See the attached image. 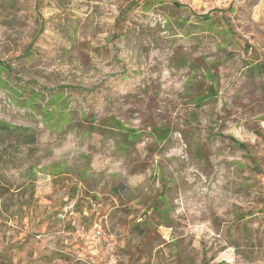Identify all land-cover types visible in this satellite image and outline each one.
<instances>
[{"label": "rangeland", "instance_id": "obj_1", "mask_svg": "<svg viewBox=\"0 0 264 264\" xmlns=\"http://www.w3.org/2000/svg\"><path fill=\"white\" fill-rule=\"evenodd\" d=\"M0 121V264H264V0H0Z\"/></svg>", "mask_w": 264, "mask_h": 264}, {"label": "trees", "instance_id": "obj_2", "mask_svg": "<svg viewBox=\"0 0 264 264\" xmlns=\"http://www.w3.org/2000/svg\"><path fill=\"white\" fill-rule=\"evenodd\" d=\"M0 136L12 138L19 145H29L35 142L36 136L27 127L11 125L0 121ZM241 144V143H240ZM242 145V144H241Z\"/></svg>", "mask_w": 264, "mask_h": 264}, {"label": "built area", "instance_id": "obj_3", "mask_svg": "<svg viewBox=\"0 0 264 264\" xmlns=\"http://www.w3.org/2000/svg\"><path fill=\"white\" fill-rule=\"evenodd\" d=\"M95 235L98 238H102L104 240L105 246H104V252L108 257V261L106 264H111L113 260V249H114V242H112L110 239L104 237L101 235L100 228L96 225L95 227Z\"/></svg>", "mask_w": 264, "mask_h": 264}]
</instances>
